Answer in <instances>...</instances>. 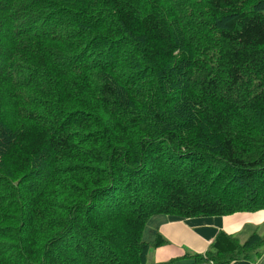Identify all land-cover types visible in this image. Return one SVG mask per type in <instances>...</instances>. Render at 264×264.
<instances>
[{"label":"trees","instance_id":"16d2710c","mask_svg":"<svg viewBox=\"0 0 264 264\" xmlns=\"http://www.w3.org/2000/svg\"><path fill=\"white\" fill-rule=\"evenodd\" d=\"M263 12L0 0V264H148L154 217L264 211ZM263 253L219 232L193 261Z\"/></svg>","mask_w":264,"mask_h":264},{"label":"crops","instance_id":"0c3cea01","mask_svg":"<svg viewBox=\"0 0 264 264\" xmlns=\"http://www.w3.org/2000/svg\"><path fill=\"white\" fill-rule=\"evenodd\" d=\"M149 223L147 240L158 232L166 243L151 251L148 264H194L193 257L203 255L219 232L241 242L253 232L263 235L264 211L192 219L157 216ZM231 264H264V253L255 262L239 260Z\"/></svg>","mask_w":264,"mask_h":264},{"label":"rangeland","instance_id":"374dc122","mask_svg":"<svg viewBox=\"0 0 264 264\" xmlns=\"http://www.w3.org/2000/svg\"><path fill=\"white\" fill-rule=\"evenodd\" d=\"M263 14H264V12H263ZM150 222V221H149ZM148 222V224L145 226L146 227V229L148 228V226L150 225V223Z\"/></svg>","mask_w":264,"mask_h":264},{"label":"bare ground","instance_id":"6f19581e","mask_svg":"<svg viewBox=\"0 0 264 264\" xmlns=\"http://www.w3.org/2000/svg\"><path fill=\"white\" fill-rule=\"evenodd\" d=\"M106 32V31H105ZM2 106V105H1ZM6 112V111H5Z\"/></svg>","mask_w":264,"mask_h":264}]
</instances>
